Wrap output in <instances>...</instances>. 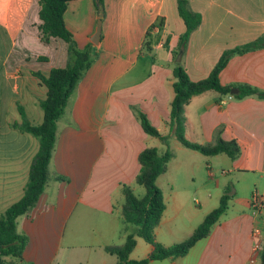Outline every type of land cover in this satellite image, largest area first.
<instances>
[{
	"label": "crops",
	"instance_id": "obj_1",
	"mask_svg": "<svg viewBox=\"0 0 264 264\" xmlns=\"http://www.w3.org/2000/svg\"><path fill=\"white\" fill-rule=\"evenodd\" d=\"M189 5L200 12L201 21L176 60L178 37L184 30L176 0H103L99 39H93L98 17L95 1L68 0L65 24L77 46L90 43L95 55L57 119L49 178L37 201L17 217V227L28 239L12 264H117V256L104 246L121 243L134 230L120 214L123 184H129L134 192L140 185L135 176L142 148L155 146L162 152L167 146L144 131L135 108L143 110L160 132L169 134L168 144L173 141L174 145L167 169L155 180L165 200L155 227L161 244L190 235L218 205L229 176H236L234 194L206 236L183 255L155 258L147 264L259 263V259L249 262V256L255 227L264 242V208L252 212L249 199L253 191L247 190L245 183L250 178L262 179L259 192L264 197V96L229 97L209 89L185 104L186 137L212 143L220 129L224 139H234L239 145L234 158L225 152L206 155L182 145L171 133L168 120L174 61H180L192 79L206 76L224 49L264 33V0H189ZM38 9V0H0V30L11 41L0 64V125L11 129L8 136L13 145L1 148L8 140L3 129L0 213L22 195L30 160L38 148L37 137L15 125L22 120L19 106L31 122H40L43 117L39 101L46 87L32 70L47 72L52 66L65 65L67 58L65 40H40ZM157 21L159 25L149 29ZM29 25L35 26V42L50 45L53 51L46 52L51 54L30 49L21 35ZM147 30L153 35L151 51L142 48ZM17 41L23 48L18 54L13 53ZM42 64H46L43 69L39 67ZM7 80L14 93L9 102L16 107L8 117ZM219 80L264 89V46L231 55L219 72ZM154 138L165 147L161 149ZM162 178L165 188L160 186ZM137 237L141 236H136V244ZM143 240L147 244H141V253H134L133 248L129 257L147 255L152 245Z\"/></svg>",
	"mask_w": 264,
	"mask_h": 264
},
{
	"label": "trees",
	"instance_id": "obj_2",
	"mask_svg": "<svg viewBox=\"0 0 264 264\" xmlns=\"http://www.w3.org/2000/svg\"><path fill=\"white\" fill-rule=\"evenodd\" d=\"M94 1L98 14L96 22L100 25L104 14L103 0ZM67 2L68 0H38V16L41 20L38 24L40 40L48 42L53 37L62 38L67 43V58L65 65L52 66L47 72L32 70V73L46 87L45 96L39 101L43 111L42 120L37 123L31 122L22 107H18L22 120L15 122V125L35 135L38 139V148L30 160L28 178L22 195L0 213V264H12V259L19 258L22 254L28 237L18 229L17 217L25 213L37 201L49 178V163L56 139L57 119L65 111L69 96L95 55L90 43L84 47H78L73 33L66 26L63 13ZM176 8L184 23V30L179 34L177 44V48L181 49L186 46L190 33L199 25L201 14L190 7L189 0H176ZM155 24L159 25L158 21L152 23L149 29ZM91 42H93L92 39ZM152 42L153 35L147 30L142 42L143 50L151 51ZM261 46H264V33L238 46L224 49L209 73L199 79L190 78L182 63L174 61L175 78L172 82L174 93L170 100L168 124L171 133L182 145L206 155L225 152L234 158L238 154V143L234 139H224L220 135V129L216 130L215 141L212 143H200L188 139L185 135L184 107L193 95L209 89L234 97L248 94L263 97L264 89L249 83L223 84L219 80V72L231 55ZM173 53L175 57L177 50ZM38 57L46 59L45 55ZM232 87H237L238 91L231 92ZM135 112L144 131L157 136L167 146L162 152H159L155 146H146L139 151L140 167L135 181L143 186L145 191L142 195H137L129 184H123L124 201L120 214L125 223L134 225V230L128 232L121 243H109L104 246L106 251L117 256V264H147L151 259L185 254L195 241L210 232L213 223L226 209L229 198L234 194L233 183L229 182L220 196L218 205L204 216L190 235L169 245H163L157 241L155 227L161 219L165 200L155 180L167 169L172 151L168 147L169 134L160 132L149 121L143 110L135 108ZM137 235L149 242L152 248L141 258H131L129 254L136 244ZM258 259V264H264V242H262Z\"/></svg>",
	"mask_w": 264,
	"mask_h": 264
},
{
	"label": "rangeland",
	"instance_id": "obj_3",
	"mask_svg": "<svg viewBox=\"0 0 264 264\" xmlns=\"http://www.w3.org/2000/svg\"><path fill=\"white\" fill-rule=\"evenodd\" d=\"M21 35L25 38V39H27L28 40V45H29V47H30V49H31V47L34 49V50H36V51H40V52H42V53H49V54H51V52L53 51L52 49H50V45H49V47L47 46L46 47V45H42V43H38V41L37 42H35V40H36V34H35V26H28V27H24V30L21 32ZM59 40L60 41H63L62 39H57V41L59 42ZM10 39L8 38V36L7 35H5L3 32H2V29L0 30V64H1V59H2V56H3V54L8 50V48L9 47H11L10 46ZM59 43H55L54 45H58ZM53 45V46H54ZM52 46V47H53ZM51 47V48H52ZM47 49H50V51L49 52H46L47 51ZM21 52H23V48L21 47V45H20V43L17 41V43H16V46H15V49H14V52L13 53H16V54H18V53H21ZM15 56V55H14ZM41 69H43V67H46V64H42V65H40L39 66ZM1 79H2V65H0V82H1ZM5 96H6V105H5V111H6V117H8L9 115H11V114H13L14 112H16V107L13 105V104H11L10 102H9V100L10 99H12L13 97H14V93H13V91H12V89L10 88V85L8 84V80H7V84H6V89H5ZM3 129H5L4 131L6 132V139L8 138V140H6V143L4 144V146H1V148H6V149H8V148H10V147H13V145H11V141L9 140V136H8V134H10V128L8 129V127H2L1 125H0V134H2V133H4L3 132ZM12 132H14V131H12ZM153 142H156V144L162 149V148H164L165 147V144L163 143V142H161V141H159L158 139H156V138H154L153 140H152ZM151 141V142H152ZM152 142V143H153ZM168 147H169V149L172 151L173 149H174V145H173V141H171V142H169V144H168ZM202 164V163H201ZM229 182H232V183H234V185H235V183H236V176H233V175H230L229 176ZM228 182V183H229ZM156 183V182H155ZM262 184V179H258V178H250V179H248V180H246V183H245V187H246V189L247 190H249V189H252V191H254L255 189L259 192L260 191V189H261V187H260V185ZM138 187L137 188H135V193L137 194V195H142V191H143V187L142 186H140V185H137ZM160 186L161 187H163V188H165V186H164V182H163V178L162 179H160ZM260 193V192H259ZM138 239H139V243H137L136 244V246L134 247V253H141V244H144V245H146L147 243L141 238V237H137ZM133 258V257H132Z\"/></svg>",
	"mask_w": 264,
	"mask_h": 264
},
{
	"label": "built area",
	"instance_id": "obj_4",
	"mask_svg": "<svg viewBox=\"0 0 264 264\" xmlns=\"http://www.w3.org/2000/svg\"><path fill=\"white\" fill-rule=\"evenodd\" d=\"M231 96L230 94L228 95ZM223 101V99H221ZM249 206L253 213L260 212L261 209L264 208V197L262 194H260L257 190H254L251 193L250 199H249ZM253 245H252V251L249 256V262H254L259 257V253L261 250L262 242L260 235V230L258 227H255L253 229Z\"/></svg>",
	"mask_w": 264,
	"mask_h": 264
},
{
	"label": "water",
	"instance_id": "obj_5",
	"mask_svg": "<svg viewBox=\"0 0 264 264\" xmlns=\"http://www.w3.org/2000/svg\"><path fill=\"white\" fill-rule=\"evenodd\" d=\"M100 34V25H97V31L96 33L93 35V39H96L99 37ZM181 54H182V49H179L177 55H176V60H179L181 58ZM238 88L237 87H232L231 88V92H237Z\"/></svg>",
	"mask_w": 264,
	"mask_h": 264
}]
</instances>
